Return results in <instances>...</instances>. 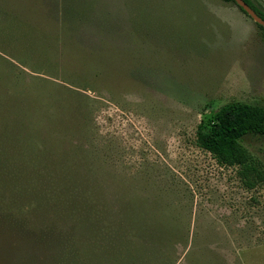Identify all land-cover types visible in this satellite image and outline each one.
<instances>
[{
    "label": "rangeland",
    "instance_id": "obj_1",
    "mask_svg": "<svg viewBox=\"0 0 264 264\" xmlns=\"http://www.w3.org/2000/svg\"><path fill=\"white\" fill-rule=\"evenodd\" d=\"M232 101L264 107V29L234 2L0 0V159L18 168L6 166L0 203L41 225L35 194L76 175L68 185L93 204L160 220L166 249L137 264H264V184L245 186L197 143L202 119ZM243 144L264 167V136ZM54 220L52 238L98 264L81 220ZM26 239L0 222V264H30L28 249L54 264L50 236Z\"/></svg>",
    "mask_w": 264,
    "mask_h": 264
},
{
    "label": "trees",
    "instance_id": "obj_2",
    "mask_svg": "<svg viewBox=\"0 0 264 264\" xmlns=\"http://www.w3.org/2000/svg\"><path fill=\"white\" fill-rule=\"evenodd\" d=\"M224 1L237 4L236 0ZM245 1L264 19V12L257 8L252 0ZM238 6L247 13L240 5ZM258 25L264 29L263 25L259 23ZM248 134L264 136V107L243 101H232L202 119L197 128V143L209 151L221 165L238 166V173L244 185L254 188L257 185L264 184V167L243 144V138ZM40 146L43 147L41 151H43L46 158H50V154L44 152L46 145L40 144ZM7 161H9L8 165L0 159V168L10 171L7 175L0 173V179L8 182L6 186L11 183L9 182L12 179L10 176L13 175L14 171L6 168V166H13L15 170L18 169L14 159L7 157ZM61 174L64 173L61 172ZM68 184L78 185L81 183H79L76 175L71 176V178L70 175H62L61 179L55 182L52 180L48 189L35 194L39 201L37 215L41 217L43 209L50 213L49 216L43 218L46 221L40 222L41 225L33 223L26 217L27 215L21 216L12 212L8 213V210L4 209L1 203L0 222L9 224L19 236L23 232L27 237L26 240L30 238L29 242L34 246H42L50 236L51 241L48 242V245L57 248L54 264L94 263L93 256L88 253L89 250L86 246L84 250L80 248L79 250L74 246L70 247V245L62 246L61 242L58 241L61 239L60 234L57 235V238H52L49 233L57 228L54 220L55 216H60L70 222L72 219L81 220L78 222L83 228H86L87 232L94 234L96 237L90 239L87 243L88 247L92 246V254L95 255V252L99 251L100 256L97 259L100 263L104 260L106 262L110 260L116 262L118 260V264H137L138 261L143 262L146 258V251L158 253V251L162 252L163 248L166 249L164 238L160 235L163 225L160 220L156 222L153 219V222H150L149 217L151 215L143 206L142 208H138V206L136 208L129 203L130 206L120 208L121 210H118L116 214L107 206H97V204L95 205L92 201H89L87 197L88 188L76 187L72 189ZM83 194H85L86 199L80 196ZM6 195V190L0 189V198L4 199ZM52 195L56 199L51 198ZM48 197L51 202L49 199H45ZM13 198L10 199V203L16 199ZM80 203H84V207L79 208L78 204ZM11 205L18 206L19 202L15 200ZM96 209L99 210L95 211ZM82 210H84V213ZM78 213H81V215L75 216ZM110 214L119 218L113 219L109 216ZM35 250L28 249L26 253L30 264H33L30 260L31 257L35 256ZM32 262H34V259ZM99 262L97 263L99 264Z\"/></svg>",
    "mask_w": 264,
    "mask_h": 264
},
{
    "label": "water",
    "instance_id": "obj_3",
    "mask_svg": "<svg viewBox=\"0 0 264 264\" xmlns=\"http://www.w3.org/2000/svg\"><path fill=\"white\" fill-rule=\"evenodd\" d=\"M237 4L240 5L250 16H252L259 24L264 26V19L257 14V12L245 1L236 0Z\"/></svg>",
    "mask_w": 264,
    "mask_h": 264
},
{
    "label": "flooded vegetation",
    "instance_id": "obj_4",
    "mask_svg": "<svg viewBox=\"0 0 264 264\" xmlns=\"http://www.w3.org/2000/svg\"><path fill=\"white\" fill-rule=\"evenodd\" d=\"M258 8V7H257ZM254 9V8H253Z\"/></svg>",
    "mask_w": 264,
    "mask_h": 264
}]
</instances>
